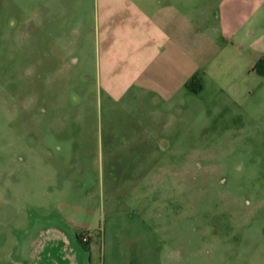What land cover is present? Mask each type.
<instances>
[{"label": "rangeland", "instance_id": "1", "mask_svg": "<svg viewBox=\"0 0 264 264\" xmlns=\"http://www.w3.org/2000/svg\"><path fill=\"white\" fill-rule=\"evenodd\" d=\"M72 3L83 22L73 33L34 27L31 1L0 0V264L31 263L22 239L38 219L35 243L57 264H264L257 60L224 61L215 75L197 67L178 121L174 99L151 123L154 103L104 43L101 3L83 15ZM252 22L250 38H264V0ZM57 232L62 241H45Z\"/></svg>", "mask_w": 264, "mask_h": 264}, {"label": "crops", "instance_id": "2", "mask_svg": "<svg viewBox=\"0 0 264 264\" xmlns=\"http://www.w3.org/2000/svg\"><path fill=\"white\" fill-rule=\"evenodd\" d=\"M26 1L32 2V10L27 12L34 27L43 25L50 29L60 25V28L73 33L79 31L83 22H73L76 11L72 2L76 5L78 2L83 15L88 11L91 0ZM92 1L101 3L97 4V10L109 39L104 42L105 45L113 44L122 49L117 58L129 66V72L124 76L127 75L135 87L146 90L154 103L148 111L147 119L151 123L157 122V114L170 112L169 107L165 110L161 105L174 99L175 108L173 106L170 115L178 121L179 114L182 116L183 113L178 93L185 88V75L191 74L197 67L208 64L212 67L210 74L215 75L224 61L236 60L238 65L248 69L249 64L253 65L264 53V38H250L254 35L250 31L254 22L249 24L250 17L262 6L263 0ZM29 22L19 20L18 30L29 27ZM203 87L200 84L196 92ZM235 89L240 90L238 87ZM216 90L222 94L228 89L223 86ZM151 136L154 137L152 132ZM155 138L168 140L163 134ZM40 224L38 219L33 230L24 234L22 246L30 244L32 247L30 264H57L51 250L42 255L46 245L35 243V238L42 232ZM88 237L90 241L91 235L88 234ZM63 238L64 235L57 232L45 241L56 239L60 242ZM69 243L71 245L70 240ZM20 254L25 257L23 247Z\"/></svg>", "mask_w": 264, "mask_h": 264}, {"label": "trees", "instance_id": "3", "mask_svg": "<svg viewBox=\"0 0 264 264\" xmlns=\"http://www.w3.org/2000/svg\"><path fill=\"white\" fill-rule=\"evenodd\" d=\"M253 70L256 71L258 74H261L264 76V57H260L257 59V61L255 62L254 66H253ZM200 88V84L198 85V88H196L195 90ZM85 235V233H82L80 235H78V239L84 243L87 244L89 242V237L86 241L82 240V237Z\"/></svg>", "mask_w": 264, "mask_h": 264}, {"label": "built area", "instance_id": "4", "mask_svg": "<svg viewBox=\"0 0 264 264\" xmlns=\"http://www.w3.org/2000/svg\"><path fill=\"white\" fill-rule=\"evenodd\" d=\"M88 239V236L85 234L83 237H82V240L83 241H86Z\"/></svg>", "mask_w": 264, "mask_h": 264}]
</instances>
